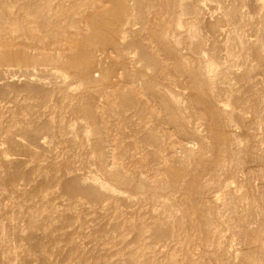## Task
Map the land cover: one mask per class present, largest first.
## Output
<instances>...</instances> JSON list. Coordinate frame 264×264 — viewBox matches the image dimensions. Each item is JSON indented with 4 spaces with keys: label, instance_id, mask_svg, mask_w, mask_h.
I'll use <instances>...</instances> for the list:
<instances>
[{
    "label": "rangeland",
    "instance_id": "374dc122",
    "mask_svg": "<svg viewBox=\"0 0 264 264\" xmlns=\"http://www.w3.org/2000/svg\"><path fill=\"white\" fill-rule=\"evenodd\" d=\"M0 264H264V0H0Z\"/></svg>",
    "mask_w": 264,
    "mask_h": 264
},
{
    "label": "bare ground",
    "instance_id": "6f19581e",
    "mask_svg": "<svg viewBox=\"0 0 264 264\" xmlns=\"http://www.w3.org/2000/svg\"><path fill=\"white\" fill-rule=\"evenodd\" d=\"M190 4V3H189ZM196 8V7H195ZM194 8V9H195ZM123 12V11H122ZM100 21V20H99ZM119 22V20H117ZM180 27V26H179ZM100 29V28H99ZM104 31V29H102ZM102 33V32H101ZM108 35V34H107ZM109 36V35H108ZM103 37V36H102ZM105 43L104 44H110L111 40L109 39V37L105 38ZM103 44V43H102ZM75 51V50H74ZM17 58V57H16ZM76 69L78 70L79 72V75L80 77L83 79V80H87L88 78V73H89V70H88V65L86 62H83L82 60L79 61V63L76 64ZM76 71V70H75ZM205 81V80H204ZM82 82V81H81ZM213 87V86H212ZM205 94V93H204ZM97 187H99L100 189L104 190L106 189L105 186L99 184V185H96ZM109 189V188H107ZM107 191L108 193L112 194L113 192L110 191V190H105Z\"/></svg>",
    "mask_w": 264,
    "mask_h": 264
}]
</instances>
